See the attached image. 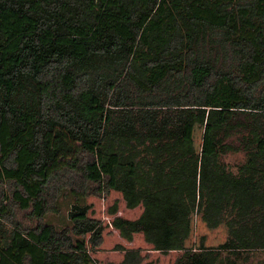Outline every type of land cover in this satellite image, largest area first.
<instances>
[{"label":"trees","instance_id":"1","mask_svg":"<svg viewBox=\"0 0 264 264\" xmlns=\"http://www.w3.org/2000/svg\"><path fill=\"white\" fill-rule=\"evenodd\" d=\"M254 250L264 0H0V264Z\"/></svg>","mask_w":264,"mask_h":264},{"label":"rangeland","instance_id":"2","mask_svg":"<svg viewBox=\"0 0 264 264\" xmlns=\"http://www.w3.org/2000/svg\"><path fill=\"white\" fill-rule=\"evenodd\" d=\"M73 202V195L68 191H64L58 200V212L47 215L45 220L49 223H52L58 230L64 226H69L70 222L67 218V212L69 210L70 204ZM243 256V259H240L239 263L245 262V264H258L263 259L264 252L262 250H254L249 251Z\"/></svg>","mask_w":264,"mask_h":264}]
</instances>
